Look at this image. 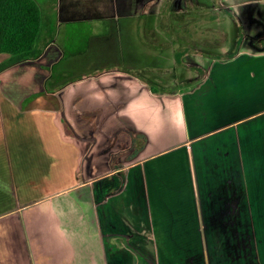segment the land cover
Instances as JSON below:
<instances>
[{
	"label": "crops",
	"instance_id": "0c3cea01",
	"mask_svg": "<svg viewBox=\"0 0 264 264\" xmlns=\"http://www.w3.org/2000/svg\"><path fill=\"white\" fill-rule=\"evenodd\" d=\"M150 1H38L39 54L0 72V264H264V49L252 42L264 29L228 59L186 54L178 76H145L167 66L140 40ZM96 19L106 20L94 38L100 63L118 67L103 87L86 81L85 96L116 107L119 135L133 137L116 185L93 182L87 144L59 119L78 53L43 36L51 21L65 32ZM189 63L206 72L190 74Z\"/></svg>",
	"mask_w": 264,
	"mask_h": 264
},
{
	"label": "rangeland",
	"instance_id": "374dc122",
	"mask_svg": "<svg viewBox=\"0 0 264 264\" xmlns=\"http://www.w3.org/2000/svg\"><path fill=\"white\" fill-rule=\"evenodd\" d=\"M38 1L41 3L46 1L48 5H51L53 2V0ZM161 1L162 0H154L152 4H150L151 8L149 11L151 16H145L143 19H140L138 23L139 36L142 45L149 47L152 50H157L156 54H158V58L160 57L159 59H161L160 63L166 62L164 64L167 65L154 68V70L149 69V71L161 73L160 75H162V77L172 79L174 78V74L178 76L180 73L185 72V68L181 67L182 63H180L181 65L176 64L177 60L174 52L178 43L185 44V42L188 41L177 38L179 40L174 45L164 46L163 48L157 47L172 40L168 33L162 31L163 29L157 30L159 27L157 22L159 11L161 10L162 13L163 10V14L168 12L166 4L164 3L162 6ZM187 1L188 2H186V0H174L173 7H182L190 10L192 5L196 3V0ZM201 2L207 5H212L214 0H203ZM217 3H221L224 7L219 5L220 7L214 9V14L210 18H204L210 20L207 22L204 21L206 23L203 22V38L199 40L201 46L197 44L189 45L192 46V50L188 54L193 55L192 57L197 58L196 55H200L208 57L209 59H228V54H233L232 56H234V54L240 50L239 47V50L235 52L237 40L242 31L244 32L245 37L240 46H242L246 38L255 37L251 36L252 33L258 32L259 29H264V0H217ZM206 11L209 10L206 9ZM248 11H250L251 14H256L260 17V20H262L263 24H258L256 30L252 25L249 26V24H247L249 22L248 19L243 16V19L241 20L242 16L239 18L237 14L248 13ZM45 16L46 19H48L47 22L54 20L51 12ZM242 21L245 23V26L247 25V27H250L247 28V33ZM150 23H152V26H149ZM52 27L53 30L51 31ZM65 28L64 24H62V26H53L51 21L48 33L43 34L46 40H52L54 44L64 46L66 50H69L71 53H78L73 56V61H71L73 67L67 74H77L75 76H79L76 77L74 81H71L72 83H70L71 87L69 90L64 87L61 88L62 90L59 96L61 98V109L58 112L59 119L66 132L68 131L69 134L76 137L80 142L81 140H84V143L87 144V149L86 146H83L82 158L84 160L87 158V161L90 164L92 163L95 167V170L92 173L94 175L93 182L97 184L102 183L108 185V183H111V185H116L118 183L116 176H121V173L117 171L113 172L112 170H120L131 156V153H125L132 150L133 137H128L131 131L127 136H120L121 129L116 128L120 121L115 111L116 107L110 106L102 110L101 108L103 107L100 106L102 101L101 95H93V99L91 96H88L87 98L85 96L86 81H90V78L94 77L93 85L98 88L101 86L103 87L107 81H111L110 79L107 80V75L108 73L110 74L108 71H115L118 67L117 65L108 66L107 64L110 62H107V66L102 65L100 62H102L103 57L96 52V44H98V42L94 40V38L97 34H102L106 31V20L96 19L91 21H72L67 25V31L64 32ZM249 30L252 31L249 32ZM246 34H248V36H246ZM145 38L148 39L150 44L146 43L144 40ZM91 40H93V45H95L92 48L89 47L92 42ZM170 50L171 52H169ZM106 51V53H110L109 51L111 50L109 49L108 51V49H106ZM233 51L235 53H233ZM170 57L173 58L174 63H168L169 59H171ZM97 62L100 63L98 67H96ZM186 67V69L190 71V74L192 73L191 69L193 73L199 74V78L203 76L204 72H206V69L203 66L200 68L197 67V64L189 63ZM91 68L93 70L94 68L97 69L93 71L92 76H89L87 70ZM146 70L147 68L141 70V74L151 76L152 74ZM74 71H76V73H74ZM34 102L35 101L30 102L29 105H32ZM54 102L57 103L56 97ZM94 102H96V104ZM124 137L126 138V141H122ZM108 148L111 149L109 151L110 153H106ZM123 154L127 156L125 159L120 157ZM107 166L111 171H107ZM107 172L110 173L106 176ZM96 173H98V176H96Z\"/></svg>",
	"mask_w": 264,
	"mask_h": 264
},
{
	"label": "trees",
	"instance_id": "16d2710c",
	"mask_svg": "<svg viewBox=\"0 0 264 264\" xmlns=\"http://www.w3.org/2000/svg\"><path fill=\"white\" fill-rule=\"evenodd\" d=\"M152 2L153 1L148 2L144 7L141 13L142 19L145 16H151L149 10ZM173 2L174 0L161 1L162 6L164 3L166 4L168 12L163 14V10L162 13L160 10L157 21L160 27H158L157 30L163 29L162 31L168 33L172 40L157 47L163 48L164 46L174 45L179 40L177 38L188 41L185 42V44L178 43L176 47L174 53L176 60L179 62L184 55L191 52L192 46H189L190 44L201 46L199 40L203 38V24L210 20L204 18H210L214 14V9L223 5L217 3V0H214L216 4L213 3L212 5L196 1L190 10H187L182 7H173ZM186 2L188 1L186 0ZM206 9L209 11H206ZM149 26H152V23H150ZM42 27V11L37 0H0V53L9 54L8 59L0 62V72L17 62L27 58H33L39 54ZM244 37L245 35L242 31L238 37L235 52L239 50ZM144 40L146 43L150 44L147 38ZM252 42L256 47L264 49V34L253 38ZM235 52L233 51V53ZM232 55L233 54H228L229 57ZM144 68H147L146 71H148L149 68L154 69V67ZM139 74H141V71ZM151 88L154 92L158 91V88L153 85H151ZM174 88L175 86H170L166 87V90H173Z\"/></svg>",
	"mask_w": 264,
	"mask_h": 264
}]
</instances>
